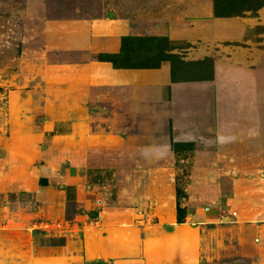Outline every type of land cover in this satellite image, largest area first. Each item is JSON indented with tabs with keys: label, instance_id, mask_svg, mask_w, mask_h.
<instances>
[{
	"label": "crops",
	"instance_id": "obj_1",
	"mask_svg": "<svg viewBox=\"0 0 264 264\" xmlns=\"http://www.w3.org/2000/svg\"><path fill=\"white\" fill-rule=\"evenodd\" d=\"M189 9L170 22L150 8L67 24L116 33L106 46L117 54L123 37L157 31L195 43L157 67L107 68L99 78L115 83L114 116L100 119L115 135L98 138L115 143L122 179L124 169L143 172L138 183L126 178L132 184L122 198L104 197L79 163L82 148L98 140L75 122L87 116L78 102L85 71L74 72L67 101L62 92L37 104L24 90L0 94V264H207L213 255L203 229L232 210L238 256L264 264V27L241 18L206 22L211 10L198 2ZM61 121L67 135L52 131ZM200 204L205 212L194 209Z\"/></svg>",
	"mask_w": 264,
	"mask_h": 264
},
{
	"label": "rangeland",
	"instance_id": "obj_2",
	"mask_svg": "<svg viewBox=\"0 0 264 264\" xmlns=\"http://www.w3.org/2000/svg\"><path fill=\"white\" fill-rule=\"evenodd\" d=\"M192 1L195 2L194 5L189 4ZM196 2L207 5L211 10L210 16L203 17L204 21L213 18H241L264 27V0H0V94H5L9 89L24 90L37 104L42 97L52 102V94L62 92L67 101L69 82L75 78L74 72L85 71L86 83L79 93L78 102L86 107L87 116L83 117L84 113L80 112L81 115L76 116L75 122H80L77 128L80 132L85 131L84 134L98 140L87 149L82 148L79 163L82 169L87 166L88 183L99 186L104 197L115 199L119 195L122 198L128 195L125 190L131 189L132 183L126 182V178L134 177V182L138 183L143 172L124 169L129 174L122 179V168H116L115 143L100 141L98 138L105 137L106 134L115 135L114 126H106L105 121L100 120L114 116L115 83L109 79L101 80L106 76L107 68H117L101 57L117 54L115 51H108L106 46V42L111 38L116 39L117 35L109 31L69 29L67 24L84 18L102 19L107 12H110L113 19L116 12L128 17L129 12L137 10L143 16L150 8L156 9V18L168 19L170 22L183 18L181 11L192 12L189 7H195ZM183 27L189 28L186 25ZM259 29L264 32V28ZM188 30L190 32L191 28ZM160 33L162 32L157 31L155 36L144 38L143 41H128L124 52L118 53L120 55L115 59L116 64L125 65V68L157 67L171 58V51L179 49L183 53L181 49H193L195 45L193 43L188 46V42L180 37L169 40L167 36H160ZM194 33L192 32L193 38ZM174 60L175 58L173 62L178 66ZM90 115L93 120L86 118ZM61 122L63 123L52 131L67 135V121ZM178 165L175 164V167ZM185 171V168L181 170ZM179 175L180 181L178 177L174 181L176 199L183 203L182 199L186 197L183 190L186 179L185 174ZM143 186L144 184L139 186L140 189ZM205 208L204 204H200L194 209L205 212ZM232 211L227 214L234 218L235 213ZM182 214L181 209L179 215ZM231 218L225 217L217 225L203 229L205 242L208 244L206 248L213 255L212 260H207V264L249 263L238 256L235 242L237 233L231 227L234 222ZM96 219L98 221L99 216Z\"/></svg>",
	"mask_w": 264,
	"mask_h": 264
},
{
	"label": "trees",
	"instance_id": "obj_3",
	"mask_svg": "<svg viewBox=\"0 0 264 264\" xmlns=\"http://www.w3.org/2000/svg\"><path fill=\"white\" fill-rule=\"evenodd\" d=\"M144 38H147V37H129V36H127V37H123V38H122L121 53L124 52V48H125L126 43H127L128 41H136V40H141V41H143V40H145ZM119 55H120V54H116V55H106V56H102L101 59H102V60H105V61H108V62H110V63H112L116 68H125V67H126L125 65H122V66H121V65L116 64L115 59L118 58ZM131 68H138V67L133 66V67H131ZM139 68H140V67H139ZM147 68H153V67H147ZM180 211H181V208H180L179 206H177V218H178V222H179V223L182 222V219H183V217H184L183 214H182V216L179 215Z\"/></svg>",
	"mask_w": 264,
	"mask_h": 264
}]
</instances>
